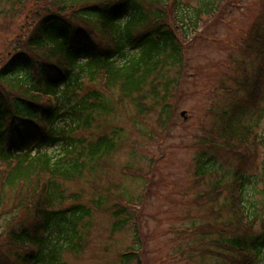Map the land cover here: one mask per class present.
Listing matches in <instances>:
<instances>
[{
	"label": "trees",
	"instance_id": "obj_1",
	"mask_svg": "<svg viewBox=\"0 0 264 264\" xmlns=\"http://www.w3.org/2000/svg\"><path fill=\"white\" fill-rule=\"evenodd\" d=\"M14 1L25 7V1ZM225 1L46 2V10L50 7L53 11L41 12L42 16L34 19L27 40L33 49L20 48L0 67V78L15 76L22 82L30 81L29 86L36 91L54 95L53 103L48 99L43 102V97L28 88L0 83V160L9 162L0 167V264H65L67 254L80 251L89 230L88 220L94 209H103L106 197L87 203L82 201L83 194L69 192L67 185L96 171L121 138L119 130L92 137L94 123L120 114L119 107L129 105L135 115L130 117L133 123L156 115L159 126L170 125L175 109L172 102L186 68L184 45L193 31L204 26L205 17L212 19L223 13ZM35 68L40 77L28 80L26 75ZM223 117L231 133L236 132L234 114L224 110ZM20 121L37 126H33L36 135L42 126L49 130L36 140L27 132V143L41 148L57 145V150H39L29 160L16 158L19 156L12 148H4L2 143L5 131L19 127ZM79 132L90 133L80 136ZM247 133L248 128L242 135ZM227 148L232 150V145ZM208 152L204 150L197 159L202 175L216 167L213 157L204 161ZM241 201L245 206L250 202L245 198ZM230 208L236 209L233 204ZM258 209L247 219L239 215L228 229L207 236L217 238L204 241L230 251L264 250V222L261 233L254 228ZM125 214L124 207L113 213L117 218ZM129 219L118 220L114 229ZM243 227L247 228L242 234ZM3 247L14 251V260L7 262ZM261 257L264 260V251ZM122 262L141 264V256H124Z\"/></svg>",
	"mask_w": 264,
	"mask_h": 264
},
{
	"label": "rangeland",
	"instance_id": "obj_2",
	"mask_svg": "<svg viewBox=\"0 0 264 264\" xmlns=\"http://www.w3.org/2000/svg\"><path fill=\"white\" fill-rule=\"evenodd\" d=\"M11 1L0 0V67L16 47L27 41L36 15L45 12L46 2L52 0H23L25 7ZM237 1L240 5L236 0H226L219 17H205V31L200 29L202 32L194 33L192 43L186 46L190 66L172 102L174 119L168 134L161 133L163 129L156 115L145 118L144 123L135 127L130 121L135 115L129 105L119 107L120 114L94 123L92 137L120 130L118 147L106 156L96 172L73 181L67 189L82 193L84 202L99 194L107 195L108 191L123 193V200L131 199L137 206L127 210L129 222L120 231H114V223L125 217L115 218V201L108 200L104 209L89 218V230L80 251L67 254L65 264H127L122 262L120 254L129 248L141 254V264H234L230 261L232 256H237L235 252L203 243L202 233L215 232L228 224L230 214L226 212V203L232 188V172L240 165L239 159L226 150L212 151L210 155L214 156L217 168L205 178L197 174L196 161L211 134L216 144H222L218 113L236 102L249 108L248 97L239 82L244 77L243 69L251 77L260 64L247 48L256 42L254 35H264V0ZM30 76L37 79L40 70L35 68ZM228 89L234 93H228ZM259 104L262 105L261 101ZM183 111H186L185 118L181 116ZM250 118L245 124L252 125L257 148L253 159L242 169L245 175H253L257 183L247 186L245 202L250 201L246 207L252 216L259 208L260 216L254 228L261 233L264 115L259 118L253 114ZM16 134L17 131H8L4 143L10 144ZM127 168L149 175L147 179L133 177L123 173ZM222 179L224 188L216 192L220 193L216 201L198 204L201 196L212 194L216 181ZM214 238L217 237L207 240ZM2 253L8 256L7 262L13 260L11 249L2 248ZM259 264H264V260Z\"/></svg>",
	"mask_w": 264,
	"mask_h": 264
}]
</instances>
